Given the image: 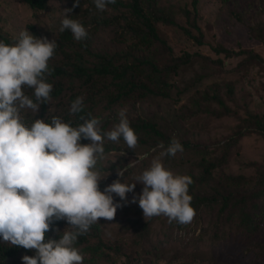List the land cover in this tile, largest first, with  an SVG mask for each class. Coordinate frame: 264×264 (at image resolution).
<instances>
[{
  "label": "rangeland",
  "instance_id": "374dc122",
  "mask_svg": "<svg viewBox=\"0 0 264 264\" xmlns=\"http://www.w3.org/2000/svg\"><path fill=\"white\" fill-rule=\"evenodd\" d=\"M157 2L177 22H157L158 31L171 46L170 51L155 49L159 65L169 66L164 75L167 93L130 96L111 103L108 94L115 91L111 77H98L94 85L65 77L60 96H51L38 113L23 110L21 119L30 126L35 119L44 120L45 114L69 111L71 98L78 96L93 107V116L101 120L102 133L119 122L121 109L127 110L131 127L132 122L141 120L153 123L161 134L153 129L135 130V150L128 148L123 138L118 143L105 138L104 158L98 160L95 169L104 178L99 183L101 191L117 179L135 183V177L148 169L162 151L157 146H167L172 138L178 139L184 150L174 157H163L162 163L175 175H194V190L208 193L222 188L221 178L229 173L258 176L264 169V133L258 119H264V41L260 35L264 34V0ZM75 3L49 0L47 8L35 9L25 0H0V30L11 39V45L18 42L24 30L36 38L56 40L57 44L63 41L49 62L82 57L92 65L98 60L95 52L107 51L119 61L131 63L134 54H151V49L136 45L130 33L120 32L130 15L128 5L109 4L100 12L93 0H80L73 8ZM65 9H73L69 17L84 25L88 32L85 39L77 41L73 34L71 40L61 38ZM105 18L112 21L104 22ZM218 44L249 48L257 55L250 58L248 53L217 52ZM187 52L190 59L184 60ZM145 68L148 73L150 68ZM24 92L35 102L34 89L25 87ZM81 143L91 141L82 139ZM203 154L212 158L226 155L228 159L203 178ZM118 169L123 177L118 176ZM143 187L137 183L125 200L112 194L114 203L121 205L115 218H101L90 227L87 239L77 240L74 245L84 256L83 264H264V216L258 218L257 233L239 227L219 204L202 206L188 225L170 224L164 216L146 220L138 202ZM60 228L72 231L66 220ZM0 240L5 242L2 237Z\"/></svg>",
  "mask_w": 264,
  "mask_h": 264
},
{
  "label": "clouds",
  "instance_id": "9594fccd",
  "mask_svg": "<svg viewBox=\"0 0 264 264\" xmlns=\"http://www.w3.org/2000/svg\"><path fill=\"white\" fill-rule=\"evenodd\" d=\"M103 12L116 0H93ZM76 0L74 7L79 6ZM65 9L60 31L70 30L77 41L88 36L84 25L69 17ZM58 47L56 40L36 38L28 30L19 33L18 42H0V237L11 245L36 250L34 256H23L24 264H83L84 256L74 245L101 218H115L118 203L113 195L125 200L127 193L143 184L139 206L145 219L164 216L168 223L190 224L196 210L192 207L189 185L192 178L175 175L165 168L162 158L183 152V146L172 138L161 149L151 166L129 184L120 179L100 190L102 179L95 170L104 158V140L118 143L121 138L128 148L136 149L138 136L130 126L126 109L118 113L119 122L107 132L101 131V120L88 113L80 116L83 123L72 126L60 117L51 122L35 119L28 126L21 113L30 109L38 113L42 104L51 100L53 85L49 61ZM34 89L35 102L24 88ZM83 97L71 104L69 115L84 110ZM82 139L90 144L81 143ZM123 177V171L117 170ZM135 198L133 203H135ZM54 220H66L72 231L64 230L61 238L45 242V234Z\"/></svg>",
  "mask_w": 264,
  "mask_h": 264
},
{
  "label": "trees",
  "instance_id": "16d2710c",
  "mask_svg": "<svg viewBox=\"0 0 264 264\" xmlns=\"http://www.w3.org/2000/svg\"><path fill=\"white\" fill-rule=\"evenodd\" d=\"M25 1L35 9H45L49 3V0ZM115 4L128 5L130 11V15L127 17L126 23L122 26L123 29L120 32L130 33L136 39L135 44L141 48L151 49V54H143L142 56L134 54L131 63L119 61L114 53L107 51L95 52L98 60L92 65L87 64L82 57L79 60L68 58L62 62H49V68L52 69V72L47 77L46 82L53 85L51 96L56 97L62 94L64 90L63 78L65 77L81 79L84 84L90 85H94L98 77H111L115 85V91L108 94L111 103L123 101L130 96L148 97L152 94L167 93L164 91V86L168 82L165 80L164 75L169 66L159 65L158 60H156L158 54L155 52V49L160 48L165 51L166 48L170 51L171 46L168 44L167 39L158 31L157 22L161 20L174 24L177 23L175 17L171 12L166 11L164 7L159 6L157 0H116ZM111 21L108 18L104 19V22ZM185 30L190 35H194L199 41H202L201 37L193 34L189 28L185 27ZM260 35L264 41V34ZM60 36L65 40L72 39L70 30H65ZM0 42L10 46L12 44L11 39L1 30ZM58 45L62 46L63 41H59ZM86 47L88 46L86 45ZM215 49L217 52L225 51L227 54L248 53L250 58H254L257 55L251 49L245 47L235 49L218 44L215 46ZM185 56L184 60H189L191 54L187 52ZM147 65L150 68L148 73L145 68ZM143 75L145 78H143ZM160 81L162 83L157 84ZM77 97H72V101ZM217 98L220 103L224 104L222 98L219 96ZM92 109V106L85 105L83 112L75 116L69 115V111L62 113L53 112L45 114L44 120L50 123L51 118L56 116L75 127L79 123H83L80 116L88 118V113H91L93 116ZM258 119L264 133V119ZM131 125L134 131L142 128L153 129L161 134V131L153 123L146 120L132 122ZM196 148L199 149L200 145H197ZM227 159L226 155L220 158H212L208 157L207 154H203L201 160L203 178H207L216 166L225 163ZM192 177L193 183L189 185V194L192 196L191 205L196 211L202 206L219 204L220 210L222 212L228 210L229 218L236 221L239 227L251 233L258 232L260 227L258 218L260 215L264 216V169L260 171L258 176L225 174L221 178L222 188H217L213 192L208 193L194 190L195 177L194 175ZM62 223L63 220H54L51 223L50 230L45 234V242L61 238L64 231L60 228ZM85 239H87L86 233L78 237V241H84ZM25 255L34 256L36 255V250H28L0 240V264H24L22 257Z\"/></svg>",
  "mask_w": 264,
  "mask_h": 264
}]
</instances>
